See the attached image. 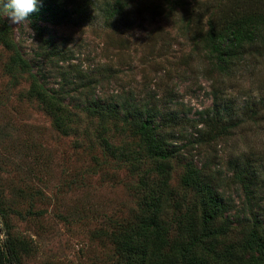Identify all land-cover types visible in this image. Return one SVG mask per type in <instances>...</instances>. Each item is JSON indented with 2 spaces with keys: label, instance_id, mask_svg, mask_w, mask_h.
Masks as SVG:
<instances>
[{
  "label": "rangeland",
  "instance_id": "rangeland-1",
  "mask_svg": "<svg viewBox=\"0 0 264 264\" xmlns=\"http://www.w3.org/2000/svg\"><path fill=\"white\" fill-rule=\"evenodd\" d=\"M214 1L54 0L53 18H0V251L8 247L14 264H126L122 238L150 221L143 202L162 170L163 239L149 250L169 258L203 230L189 216L201 213L185 181L194 168L227 207L205 258L240 250L241 264H264L245 247L253 220L264 226V188L250 205L231 177L235 157L263 166L264 111L226 136L201 143L197 132L212 89L227 100L224 117L264 98L261 57L211 81L214 54L194 36L195 14ZM92 107L117 110V119L89 114ZM165 114L176 121L165 119L166 146L179 150L160 161L136 121Z\"/></svg>",
  "mask_w": 264,
  "mask_h": 264
},
{
  "label": "trees",
  "instance_id": "trees-1",
  "mask_svg": "<svg viewBox=\"0 0 264 264\" xmlns=\"http://www.w3.org/2000/svg\"><path fill=\"white\" fill-rule=\"evenodd\" d=\"M36 7L37 10L29 15V19H50L53 18L56 11L54 0H37ZM195 15L198 25H196L194 37L208 48V52L214 54L215 64L209 70L211 81L214 80V77L233 74L241 59L243 61L251 59V62L259 57L264 59V0H215L213 3L205 5L202 11ZM36 31L38 32L37 29ZM213 75L215 76L213 77ZM261 90L264 88L261 87ZM211 91L212 106L199 111L196 120L200 124L197 132L201 143L217 136L229 135L230 130L239 127L245 118L254 121L261 111H264V98L260 97L257 99V103H251L242 112L232 114L228 111L224 117L221 114V109L227 107L225 103L227 100L218 96V90L217 92L213 89ZM153 108L157 111L155 106ZM86 111L92 115L95 113L105 114L117 119V110L114 109L103 110L92 107L86 108ZM148 119L137 120L136 125L139 131L147 134L149 148L154 158L163 161L175 155L179 148L166 146L162 130L166 126L165 119L176 123L174 116L165 114L161 121L156 123L150 120V116ZM243 158L241 160L239 157H235L232 160L231 177L234 182L240 184L245 202L256 205L258 190L264 188V162L261 169L256 170L251 165L250 155ZM167 176V173L162 170L161 179L154 190L152 188L148 191V196L143 202L142 217L148 218L150 221L138 225L132 229L130 234L123 236L120 251L124 262L126 264H164V262L168 264H241L244 253L240 250H235L226 257H218L213 263L204 256V253H213L216 238L224 233L227 221L223 215L227 207L220 202L218 194L202 180L205 176L202 170L195 168L185 178V181L199 193L201 213L198 216L195 213H190L189 216L190 221L194 223H198L200 218L203 230L201 234L193 233L188 236V241L173 249L169 258L164 256V261L162 258L158 259V249L151 246L152 257L154 254L156 256V259H152L149 244L163 239L162 227L158 223V213L162 210L161 200L166 193ZM215 220H219L221 224L213 229H207L208 223ZM261 220H253L245 247L257 254L255 260L264 261V226L260 225ZM0 252L1 264H14L8 247L5 248V251Z\"/></svg>",
  "mask_w": 264,
  "mask_h": 264
},
{
  "label": "clouds",
  "instance_id": "clouds-1",
  "mask_svg": "<svg viewBox=\"0 0 264 264\" xmlns=\"http://www.w3.org/2000/svg\"><path fill=\"white\" fill-rule=\"evenodd\" d=\"M37 0H0V18L7 17L13 24L28 19L37 10Z\"/></svg>",
  "mask_w": 264,
  "mask_h": 264
}]
</instances>
